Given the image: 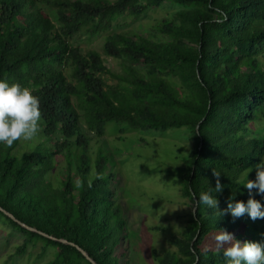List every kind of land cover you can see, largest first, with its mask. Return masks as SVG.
Here are the masks:
<instances>
[{
    "label": "trees",
    "instance_id": "16d2710c",
    "mask_svg": "<svg viewBox=\"0 0 264 264\" xmlns=\"http://www.w3.org/2000/svg\"><path fill=\"white\" fill-rule=\"evenodd\" d=\"M168 4L184 8L159 26L158 39L107 36L104 53L121 61L120 75L99 52L71 43L80 33H108L122 17L137 19ZM101 76L119 85L109 87ZM0 80L31 89L41 111L38 144L26 152L21 140L0 144V206L75 245L28 231L0 211L25 234L16 256L43 243L40 258L56 250L48 264H92L77 247L97 264H143L131 254L116 177L106 168L109 155L103 148L96 158L90 153L110 123L137 131L187 128L194 149L177 169L176 184L194 205L193 194L198 199L215 187L213 169L221 174L217 210L201 205L173 241L178 251H154L156 263L225 264L215 241L222 230L242 244L258 242L247 236L264 219L218 212L232 195L264 205V196L254 189L250 197L244 181L236 183L250 168L248 179L255 180L264 159V134L255 128L264 125V0H0ZM57 156L67 163L58 181L52 176Z\"/></svg>",
    "mask_w": 264,
    "mask_h": 264
},
{
    "label": "rangeland",
    "instance_id": "374dc122",
    "mask_svg": "<svg viewBox=\"0 0 264 264\" xmlns=\"http://www.w3.org/2000/svg\"><path fill=\"white\" fill-rule=\"evenodd\" d=\"M183 8L169 4L162 8H150L140 18H120L108 33L83 32L73 37L71 43L84 53L99 52L108 69L114 75H120L123 73L121 61L104 53L107 36L122 33L158 39L159 26L172 20L176 12ZM49 13L56 22L54 10L49 9ZM101 77L109 87L119 85L112 76ZM255 128L261 129L264 134L263 124ZM38 143L36 136L30 141L21 140L22 151H29ZM100 148L109 155L106 168L116 177L114 188L118 202L126 212L131 254L135 262L158 264L154 260V251L161 256L168 251H178L173 241L183 236L192 221L191 207L194 204L182 196L181 186L176 184L180 179L177 169L185 166L194 149L192 134L187 128L137 131L125 124L110 123L106 135L91 144L93 158L97 157ZM55 160L57 166L52 176L58 181L64 177L67 163L63 156H57ZM240 218L245 220L244 216ZM256 225L247 239L251 241L253 237L258 240L257 243H264V221H258ZM24 241L25 234L0 215V264H48L54 259L55 249L40 258L43 243L31 246L25 254L16 256L18 247Z\"/></svg>",
    "mask_w": 264,
    "mask_h": 264
},
{
    "label": "clouds",
    "instance_id": "9594fccd",
    "mask_svg": "<svg viewBox=\"0 0 264 264\" xmlns=\"http://www.w3.org/2000/svg\"><path fill=\"white\" fill-rule=\"evenodd\" d=\"M41 120L39 98L33 95L32 90L19 83L9 84L0 80V144L11 147L19 140L30 141L39 130ZM256 179L249 180L252 168L246 170L236 183L244 181L243 187L248 190L249 196L255 189L257 195L264 196V159L255 166ZM216 178L215 187L199 194L198 199L193 194L195 205L191 207L193 218H196L197 209L201 205L217 210L219 200L217 195L223 192L224 186L220 182V172L213 169ZM221 216L230 214L233 220L247 214L253 221L264 219V205L260 201L249 198L247 203L236 201L235 196L229 197L227 208L218 212ZM217 248L223 249L225 264H264V243L236 241L234 236L221 231L215 237ZM226 245H230L225 247Z\"/></svg>",
    "mask_w": 264,
    "mask_h": 264
},
{
    "label": "water",
    "instance_id": "95a60500",
    "mask_svg": "<svg viewBox=\"0 0 264 264\" xmlns=\"http://www.w3.org/2000/svg\"><path fill=\"white\" fill-rule=\"evenodd\" d=\"M195 203H196V201H195ZM0 211H1L2 213H4L7 217H9L11 220H13L15 223L19 224L22 228H24V229H26V230H28V231H31V232H34V233L40 234L41 236L46 237V238H48V239H50V240H52V241H55V242H59V243L66 244V245H72V246H75L74 244L68 242L67 240H63V239L55 238V237H53V236H50V235H48V234H46V233L40 232L39 230H37V229H35V228H32V227L28 226L27 224H25V223L19 221L14 215H12V214L9 213L8 211H6V210H5L4 208H2L1 206H0ZM199 233H200V232H199ZM198 235H199V234H198ZM197 238H198V237H197ZM197 238H196V240H197ZM77 248H78V250H79V251H80V252L86 257V259H87L89 262H91L92 264H97V263L95 262V260H93V259L90 257V255H89L86 251H84L83 249H81V248H79V247H77Z\"/></svg>",
    "mask_w": 264,
    "mask_h": 264
}]
</instances>
